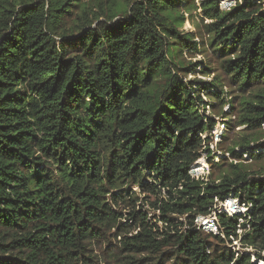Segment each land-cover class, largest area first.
I'll return each instance as SVG.
<instances>
[{
	"label": "trees",
	"instance_id": "trees-1",
	"mask_svg": "<svg viewBox=\"0 0 264 264\" xmlns=\"http://www.w3.org/2000/svg\"><path fill=\"white\" fill-rule=\"evenodd\" d=\"M242 1L0 0V264H264V12ZM224 91L259 169L217 184L191 171Z\"/></svg>",
	"mask_w": 264,
	"mask_h": 264
},
{
	"label": "rangeland",
	"instance_id": "rangeland-1",
	"mask_svg": "<svg viewBox=\"0 0 264 264\" xmlns=\"http://www.w3.org/2000/svg\"><path fill=\"white\" fill-rule=\"evenodd\" d=\"M107 1V0H106ZM199 2V0H197ZM221 2V9H225L226 6H229V4H232L234 6L235 3L241 4L243 2L242 0H220ZM247 10L249 12L251 11H258V14L261 12H264V1L260 0H251L250 3L247 4ZM257 14V15H258ZM188 16V15H187ZM186 16V18H188ZM184 30L187 32H195V28L192 26L191 21H187ZM210 56V57H209ZM187 64L191 63H198L202 62L198 67L195 68V71L190 73L188 77V81H204V82H215V70L216 67L211 65L213 62V57L212 55H191L187 54L185 56ZM211 68L212 72L209 75H204L203 72H207V70H210ZM217 87L219 88L220 92H222V88L220 85L217 84ZM217 88V89H218ZM227 91L223 92V97H225V105L221 106L222 109H217V112H211L209 109L207 111V116L214 117L216 120V128L214 130V140L213 144L211 146V151L212 154L211 156L208 155L207 153H203L201 157L197 161V165H195L192 168V174L196 177H210L213 181H215L217 184L221 182L222 178L230 174V171L232 170L231 165L232 164H239L245 166L246 169L249 170H258L259 169V164L255 163L251 160V158L245 154V152L239 150L240 153H242L243 158L242 160H235L229 153V149L234 148L235 145L239 144L247 135H249V130L244 126V127H238L236 126V122H238L239 115H238V110L237 107H235V103H233L234 109H231V105H229V101L233 99L234 102L236 100L234 99L235 96H237L235 93L230 97L228 94H226ZM204 100L207 102V98L204 97ZM223 112H226L228 115H233L232 118L228 119L229 123H226L227 120L223 119L221 114ZM235 120V121H234ZM263 132V130L261 131ZM259 134V133H258ZM263 136L264 134L261 133ZM264 141V136L261 139ZM210 158H213L214 163H210L209 160ZM213 164V166H212ZM197 171L198 173H194L193 171ZM235 197L232 196L229 200L225 202L223 205V210L227 211L230 215H233L235 213H240L243 214L247 211V209L240 204L239 200H235ZM215 217V216H214ZM214 217H206V218H198L196 223L201 226L202 230L207 233L208 232V225L205 223V221L213 220L215 219ZM213 233H217V231H214ZM241 233V232H240ZM206 236V234L204 235ZM212 242L213 245H217V242L214 240H209ZM232 244L233 248L236 250L244 251L246 249L242 248V245L239 240H233L232 239ZM226 243L230 245L229 242ZM251 251V250H250ZM111 253L108 252L107 254L105 253L103 255V258H107V255ZM105 264V263H102ZM260 264H263V262H260Z\"/></svg>",
	"mask_w": 264,
	"mask_h": 264
},
{
	"label": "built area",
	"instance_id": "built-area-1",
	"mask_svg": "<svg viewBox=\"0 0 264 264\" xmlns=\"http://www.w3.org/2000/svg\"><path fill=\"white\" fill-rule=\"evenodd\" d=\"M236 5V3L234 4V6ZM233 7L232 4H229V6H226V8L224 10H229ZM210 218L214 217V216H209ZM215 219H211V220H207L205 221V223H207L208 225V232H214L217 231V226H216V221H217V217H214Z\"/></svg>",
	"mask_w": 264,
	"mask_h": 264
},
{
	"label": "bare ground",
	"instance_id": "bare-ground-1",
	"mask_svg": "<svg viewBox=\"0 0 264 264\" xmlns=\"http://www.w3.org/2000/svg\"><path fill=\"white\" fill-rule=\"evenodd\" d=\"M195 169V168H194ZM194 173H198L196 170L195 171H193Z\"/></svg>",
	"mask_w": 264,
	"mask_h": 264
}]
</instances>
